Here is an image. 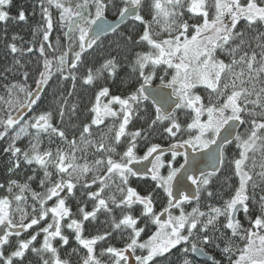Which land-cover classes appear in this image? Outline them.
Returning a JSON list of instances; mask_svg holds the SVG:
<instances>
[{
	"label": "snow or ice",
	"instance_id": "1",
	"mask_svg": "<svg viewBox=\"0 0 264 264\" xmlns=\"http://www.w3.org/2000/svg\"><path fill=\"white\" fill-rule=\"evenodd\" d=\"M13 7L0 264H264V0Z\"/></svg>",
	"mask_w": 264,
	"mask_h": 264
},
{
	"label": "trees",
	"instance_id": "2",
	"mask_svg": "<svg viewBox=\"0 0 264 264\" xmlns=\"http://www.w3.org/2000/svg\"><path fill=\"white\" fill-rule=\"evenodd\" d=\"M14 4L16 5V7H13L11 9V13L13 15L16 14L17 8L22 4L24 5L25 9L30 13L31 0H14ZM109 18H115V17L110 16ZM38 20H39V15H37V17H35V18L30 17L29 24L20 23L17 25V24H11L10 23L8 25L7 34H5V32H4V25L0 24V69H2L5 65L11 63V57H6V44L8 42H11L12 35H17L19 37H23L24 41L30 40L32 38L31 28H32V26H34L38 22ZM105 41L107 42V38H105ZM16 43L19 45L21 43V41L17 40ZM97 66H99V65H97ZM0 94H2V93H0ZM0 143H2V142H0ZM181 163H183V157H178L176 166L178 167L179 164H181ZM3 179H4L3 160L0 159V180H3ZM157 207L159 210V206H157ZM188 210H190V207ZM113 243L119 244L118 241H113ZM217 255H218V253H217Z\"/></svg>",
	"mask_w": 264,
	"mask_h": 264
},
{
	"label": "water",
	"instance_id": "3",
	"mask_svg": "<svg viewBox=\"0 0 264 264\" xmlns=\"http://www.w3.org/2000/svg\"><path fill=\"white\" fill-rule=\"evenodd\" d=\"M110 20L111 19H115V18H109ZM196 175L198 176L199 175V173H196ZM199 259H204L203 257H201V258H199Z\"/></svg>",
	"mask_w": 264,
	"mask_h": 264
}]
</instances>
